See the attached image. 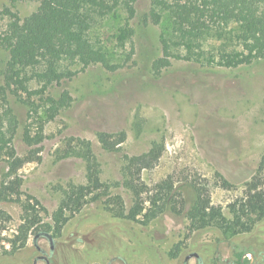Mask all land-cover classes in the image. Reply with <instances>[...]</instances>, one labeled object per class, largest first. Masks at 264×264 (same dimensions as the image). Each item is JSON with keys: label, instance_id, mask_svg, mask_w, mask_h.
Instances as JSON below:
<instances>
[{"label": "rangeland", "instance_id": "374dc122", "mask_svg": "<svg viewBox=\"0 0 264 264\" xmlns=\"http://www.w3.org/2000/svg\"><path fill=\"white\" fill-rule=\"evenodd\" d=\"M38 7L35 2L0 0V11L9 10L20 23ZM150 9V0H138L133 17L121 9L94 17L89 39L105 65L62 60L58 69L68 76L45 87L37 76L41 66L21 70L30 100L17 85L6 86L8 52L0 47V85L5 88L0 119L7 126L3 118L9 112L15 124L12 145L24 160L17 176L8 177L6 159H0V185L21 180L20 201L0 199V264H224L226 260L238 264L235 255L240 251L248 264H264V216H249L252 229L236 234L213 226L191 231L185 216L194 197L193 185L205 188L211 205L227 220L238 213L244 186L264 161V59L231 68L218 64L223 53L241 50L234 25L203 32L200 48L185 58L170 16L161 11L154 24L148 17ZM10 20L4 16L3 29ZM162 60L168 63L160 65ZM62 92L68 93L69 104L50 119L46 98L57 99ZM38 126L43 140L29 146L24 133L29 129L34 136ZM101 131L125 133L119 151L102 149L96 138ZM80 141L91 144L101 180L112 185L110 198L119 196L126 211L132 197L121 184L122 155H139L153 142L161 143L164 149L156 165L141 172L148 189L142 198L169 179L178 194L176 212L167 210L142 225L112 216L102 199L66 215L60 231L53 230V213L63 190L86 183L82 159L60 158L78 148ZM260 178L264 186V165ZM27 201L30 214L38 216L35 230L29 231L24 248L11 253L23 222L21 204ZM41 231L52 236L51 244L45 237L33 242ZM192 251L199 260L184 262Z\"/></svg>", "mask_w": 264, "mask_h": 264}, {"label": "trees", "instance_id": "16d2710c", "mask_svg": "<svg viewBox=\"0 0 264 264\" xmlns=\"http://www.w3.org/2000/svg\"><path fill=\"white\" fill-rule=\"evenodd\" d=\"M10 3L35 2L39 7L35 13L20 23L16 15L9 10L0 11V47L8 52L5 83L22 89L29 96L31 93L20 78L21 70L41 66L43 70L37 74L44 81V87L51 83H59L68 76L58 68L60 62H78L83 66L103 64L104 56L90 41L89 32L95 16H106L118 10H124L129 17L135 13L138 0H8ZM151 9L148 17L152 23L160 21V12H166L171 18L172 32L177 35L187 52L200 48L199 38L208 30H223L232 25L238 27L235 37L240 51L232 50L221 55L220 66L227 68L247 65L259 59H264V0H150ZM5 15L11 19L5 28L1 24ZM165 55L171 57L165 48ZM180 58L182 56H175ZM184 57V56H183ZM160 65L168 62L163 61ZM42 92V91H41ZM5 88L0 85V97H4ZM70 97L62 92L59 98H46L47 117L52 118L64 106L68 105ZM36 114L37 112L33 110ZM136 133L140 132V117H135ZM0 119V159L5 158L7 176H17L18 169L24 160L20 159L12 145L15 124L4 113ZM97 141L107 152L119 151V145L125 139L124 132H98ZM43 140L42 127L34 136L29 129L24 133V141L34 146ZM163 145L153 142L144 153L134 156L122 155L121 184L132 197V204L126 211L119 196L110 198L111 184L103 182L100 177V166L93 154L91 144L80 141L78 148L65 151L60 158L75 156L85 164L86 183L71 185L63 190V198L53 213V223L56 232L66 223L68 216L74 215L87 203L104 199V207L112 216L126 219L142 225H147L165 211H175V199L178 196L172 182L167 179L154 186L153 192L144 200L142 195L148 191L141 181V172L152 169L158 162ZM259 171L245 184L244 198L238 204V213L227 220L218 207L211 205L210 197L202 186L193 185V200L185 214L191 231L203 230L208 227L220 229L223 233H245L250 231L249 216L262 218L264 216V186H262ZM21 180L15 179V184L2 182L0 185V199L20 201ZM222 185L227 186L225 181ZM14 186V188H13ZM16 198H13V196ZM31 199V198H29ZM27 201L21 204L23 222L18 227L16 239L11 243V253L17 252L26 245L29 231H34L38 219L37 214H30L32 208ZM147 203V204H146ZM20 241V242H19ZM241 253L237 254L240 257ZM248 264V260L244 261Z\"/></svg>", "mask_w": 264, "mask_h": 264}, {"label": "flooded vegetation", "instance_id": "af4514ba", "mask_svg": "<svg viewBox=\"0 0 264 264\" xmlns=\"http://www.w3.org/2000/svg\"><path fill=\"white\" fill-rule=\"evenodd\" d=\"M189 229V227H188ZM196 231V230H194ZM241 253V256L240 257H237V254ZM237 254L235 255V258H236V263L238 264H244V261L246 259H242V256L244 255V252L240 251V252H237ZM39 258H44V257H39ZM191 258H194L196 260H199V255L198 253L192 251L190 252L189 254L185 255L184 257V262H187L188 260H190ZM224 264H235V261H232V260H226Z\"/></svg>", "mask_w": 264, "mask_h": 264}, {"label": "water", "instance_id": "95a60500", "mask_svg": "<svg viewBox=\"0 0 264 264\" xmlns=\"http://www.w3.org/2000/svg\"><path fill=\"white\" fill-rule=\"evenodd\" d=\"M40 237H45L50 244L52 243V236L46 231H41V232H38L37 234H35L33 237V242L36 243V241ZM92 264H99V263H92Z\"/></svg>", "mask_w": 264, "mask_h": 264}]
</instances>
